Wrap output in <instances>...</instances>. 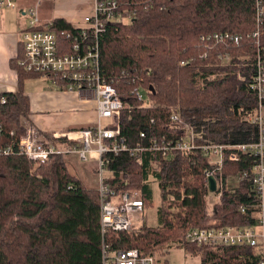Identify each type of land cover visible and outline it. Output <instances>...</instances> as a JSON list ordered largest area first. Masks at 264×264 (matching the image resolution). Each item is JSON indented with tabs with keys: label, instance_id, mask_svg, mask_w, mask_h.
<instances>
[{
	"label": "trees",
	"instance_id": "trees-1",
	"mask_svg": "<svg viewBox=\"0 0 264 264\" xmlns=\"http://www.w3.org/2000/svg\"><path fill=\"white\" fill-rule=\"evenodd\" d=\"M120 2L130 16L127 21L107 24L100 49L105 75L128 74L115 84L126 102L121 111V134L127 143H147L150 137L161 141L179 130L183 123L171 119L173 111L195 127L199 142L227 144L229 152L234 144L257 141L259 126L247 119L258 104L250 85L256 63L253 56H242L245 49L254 52L252 41L229 46L232 58L227 61L218 54L224 46L202 58L206 49L199 39L211 31L246 34L254 30L255 0ZM55 24L58 30L74 28L64 18H56ZM262 38L264 44V34ZM22 54L23 49L18 58ZM13 64L19 70V87L0 94V98L7 97L2 107L7 128L21 117L30 119L24 81L38 77L18 66L17 60ZM139 86L147 89L150 106L144 107L133 97ZM141 132L147 136L142 137ZM108 157L112 175L106 182L111 189L119 193L139 190L148 207L153 204L152 183L159 184L158 225L144 221L129 230L103 232L99 188L88 186L70 170L65 156H53L36 165L22 154L1 155L0 264H103L105 244L109 252L138 248L143 256L155 257V264H165L162 259L173 247L201 256L203 264H257L259 255L254 247H213L186 239L192 227L257 223L258 196L252 180L247 177L236 185L228 184L253 168V153H243L237 161L226 159L215 169L223 187L221 198L212 204L206 196L205 172L216 165L200 152L186 155L173 150L164 156L152 150L146 152L142 165L126 150L109 152Z\"/></svg>",
	"mask_w": 264,
	"mask_h": 264
},
{
	"label": "built area",
	"instance_id": "built-area-1",
	"mask_svg": "<svg viewBox=\"0 0 264 264\" xmlns=\"http://www.w3.org/2000/svg\"><path fill=\"white\" fill-rule=\"evenodd\" d=\"M21 0H0V9L16 8ZM25 8L27 25L20 32V43L23 49L18 59L20 67L26 71L49 79L52 83L70 91H79L86 97L94 96L97 100L98 118L93 126L84 127L64 134L46 132L35 125L31 119L21 117L18 123L7 128L3 104L6 96L0 98V156L22 154L33 160L36 165L49 161L57 155H77L82 161L94 158L96 175L100 192L101 226L103 232L108 229L129 230L135 226V221L145 208V200L139 190L119 193L111 189L106 179L112 175L108 169L109 152L119 153L126 150L135 158L139 165L144 162L148 151H161L168 156L173 150L189 155L200 152L210 158L215 168L205 172V185L209 189V176L215 175V169L221 168L226 159L237 161L243 153H253L256 158L250 171L239 173L234 178L237 183L242 178L249 177L258 196V220L248 226L226 225L192 227L186 232V239L192 243L216 247L218 245H246L256 249L259 255L257 264H264V0H255L256 28L246 34L229 31H211L202 33L200 44L206 49L202 58L208 56L210 50L224 46L219 57L230 60L231 45L239 46L246 40H251L253 53L244 50L242 56H253L256 70L250 77L251 89L256 92L258 104L254 113L247 117L259 126V138L254 142L232 145L222 143L199 142L195 127L184 122L179 113L172 112L173 121L182 122L181 128L164 136L161 141L150 137L147 143L139 141L135 145L127 143L121 134V111L125 107V99L116 87V81L128 74L108 77L101 68L100 37L106 26L113 20H125L130 15L121 8L120 0H94L92 13L83 17L81 24H73L72 30H58L55 18L42 19L39 4L43 0H31ZM245 45V44H243ZM185 63V61H183ZM239 73L242 79L246 76ZM135 79H139L136 77ZM133 79V81H135ZM142 86L133 91V97L143 106H150L149 95L143 93ZM151 91V87L149 88ZM153 120V119H152ZM146 137L145 132H141ZM67 138L73 141L67 144L61 140ZM60 139V140H58ZM112 140V143L109 141ZM217 179V190L206 195L207 198L219 200L222 196L223 179ZM236 183L234 185H236ZM238 184V183H237ZM244 210V206H241ZM103 264H155L153 256H143L138 248L119 249L109 252V245H104Z\"/></svg>",
	"mask_w": 264,
	"mask_h": 264
},
{
	"label": "crops",
	"instance_id": "crops-1",
	"mask_svg": "<svg viewBox=\"0 0 264 264\" xmlns=\"http://www.w3.org/2000/svg\"><path fill=\"white\" fill-rule=\"evenodd\" d=\"M31 3L37 2L21 0L16 8L4 9L18 10L27 17L25 8ZM93 8L94 0H43L39 4V13L44 20L64 18L72 24H81L83 17L92 13ZM25 27L20 28L16 20L6 21L5 17L0 20V94L14 92L19 87V70L13 61L17 60L18 64L22 50L20 32ZM40 80L50 81L40 76L28 78L24 81V89L30 99L29 117L41 130L64 134L96 123L98 113L94 96L86 97L79 91L59 88L51 82L50 86L43 88ZM162 260L166 261L165 264H203L201 256L192 255L183 247L169 249Z\"/></svg>",
	"mask_w": 264,
	"mask_h": 264
},
{
	"label": "rangeland",
	"instance_id": "rangeland-1",
	"mask_svg": "<svg viewBox=\"0 0 264 264\" xmlns=\"http://www.w3.org/2000/svg\"><path fill=\"white\" fill-rule=\"evenodd\" d=\"M56 11H54L55 13ZM54 15V14H53ZM2 17H5L6 21H14L16 20L20 24L21 27H25L27 24V17L23 16L20 11L18 10H6L3 8L0 12V20ZM45 18V17H44ZM49 19V18H45ZM126 18L124 21H127ZM47 79V78H45ZM49 80V79H48ZM51 81H41L40 83L43 85V88L50 86V84L55 85L56 87L61 88V86L50 83ZM50 83V84H49ZM146 93V91H143ZM69 160V167L70 170L77 173L88 186H98V176L95 173L96 170V161L94 158H90L87 161H82L78 158L77 155H66L65 156ZM236 182L234 179L228 182L229 186L234 185ZM153 204L145 207L143 212L140 214V218L137 219L134 223L136 226H141L144 221L147 222L149 225H158L159 224V215H158V208L161 204V191L159 184L156 181H153ZM210 203H214L216 201L215 198H210Z\"/></svg>",
	"mask_w": 264,
	"mask_h": 264
},
{
	"label": "water",
	"instance_id": "water-1",
	"mask_svg": "<svg viewBox=\"0 0 264 264\" xmlns=\"http://www.w3.org/2000/svg\"><path fill=\"white\" fill-rule=\"evenodd\" d=\"M209 189L211 191H216L217 190V179L214 175L209 176Z\"/></svg>",
	"mask_w": 264,
	"mask_h": 264
}]
</instances>
